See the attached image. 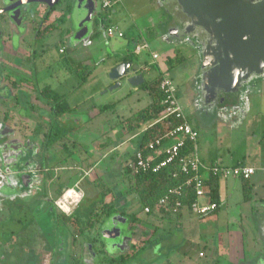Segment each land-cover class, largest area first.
<instances>
[{
  "label": "flooded vegetation",
  "instance_id": "flooded-vegetation-1",
  "mask_svg": "<svg viewBox=\"0 0 264 264\" xmlns=\"http://www.w3.org/2000/svg\"><path fill=\"white\" fill-rule=\"evenodd\" d=\"M20 1L0 0V229L13 242L0 243V264L120 260L128 244L138 250L144 242V224L133 205L134 151L125 148L130 139L110 125L103 136L87 143L78 108L68 103L69 110L58 111L65 103L56 104L48 94V88L55 89L39 74L52 76L46 37L58 26L51 19L59 2L50 7ZM94 1L95 9L103 12L101 0ZM154 1L161 12V35L196 51L193 84L202 85L205 36L197 29L186 32L187 15L180 5ZM91 22V28L104 29L100 14ZM257 84L264 86V71L252 74L240 92L218 89L213 99L203 96V85L198 86L200 97L195 100L234 112ZM69 190L76 192L74 197L66 196ZM187 237L184 243H190ZM62 248L66 250L58 260Z\"/></svg>",
  "mask_w": 264,
  "mask_h": 264
},
{
  "label": "rangeland",
  "instance_id": "rangeland-1",
  "mask_svg": "<svg viewBox=\"0 0 264 264\" xmlns=\"http://www.w3.org/2000/svg\"><path fill=\"white\" fill-rule=\"evenodd\" d=\"M84 1L80 0L76 5V9L71 11L69 6H75V0H61L54 12V17L51 21L58 26L53 27L51 33L46 37L47 47L46 56L49 57L51 66L50 78L47 77L48 72H42L39 74L40 79L48 82L50 85L60 93H66V97L70 102H74L81 105L80 120H82L86 128L85 140L87 143H91V140L98 139L103 136L104 131L112 125L117 132L121 135L124 134L127 139L129 135V127L132 124L130 118L133 113L139 109L144 108L149 102L150 97L145 88L136 89L135 86L128 82V78L134 74H137L133 69L130 70L128 75L121 79L119 87L111 90L110 87L115 83L109 76L111 69L119 63L126 50L129 42H132L133 38H139V44L143 45L145 42L149 43V47L143 48L140 53L136 55L137 64L141 69H146L144 72L147 82H151L160 72H166L174 81L177 91L176 96L180 103H182L187 112L189 113V95L193 94L191 89L195 87L193 80L189 76L194 71L196 66V59H198L195 50L187 48L184 43H172L166 40L161 34L159 28H153L152 18H157L161 13L156 10L157 5L154 0H122L116 8L109 13L108 19L113 26H118L123 33L122 36L108 38L105 31L101 28H96L100 32V35L95 38L89 37L91 34V22H88L90 26L89 33L82 39V43L75 38V33L79 30V26L83 25L87 17L85 13ZM67 7V8H66ZM83 24H78L75 19ZM82 18V19H81ZM84 18V19H83ZM159 19V17L157 18ZM156 19V20H157ZM156 23V21H155ZM158 24V23H157ZM155 25L156 27L158 25ZM152 27L153 31L148 29ZM63 48L64 52H60ZM159 52V58L154 59L152 52ZM173 52V53H172ZM172 58L169 57V55ZM177 57H181V61H177ZM91 70L87 81L77 89V85L81 82L84 74ZM77 89L74 93L73 89ZM196 88V87H195ZM75 91V90H74ZM260 95L261 92L257 91ZM71 94V96H70ZM252 92L247 95L252 96ZM252 100L257 108L258 103L264 113V96L263 93L253 95ZM115 104L113 108L103 110L100 114L93 116L92 114L99 112L104 104ZM94 105H96L94 109ZM253 113H257L253 110ZM252 113V117H254ZM130 121V122H129ZM86 123V124H85ZM257 121L247 128L246 131L242 129H236V132H242L244 134H250L257 127ZM261 127L264 129V116L262 117ZM125 148L132 154L134 150V141L130 140L126 142ZM221 178H224L221 176ZM231 193V190L228 192ZM227 192L222 191L220 209L224 211L220 215L222 220L219 223H224L225 226L229 222H233L231 215H237L236 205L238 201L242 200L241 189L234 196H228ZM134 198V211L143 213L141 205L138 203L135 192ZM205 200V199H204ZM209 215L204 217V226L206 221H210V226L214 225V216ZM223 216V217H222ZM196 220H193L192 225L198 230V238L196 244H193L195 248H202L206 242L208 234L201 228L200 220L202 218L193 214ZM208 221V222H209ZM47 222H43L44 228L47 227ZM238 222H234L228 229L241 228L238 226ZM222 225V224H221ZM240 225V224H239ZM246 225L243 227L245 228ZM1 228V225H0ZM2 229H0V243L6 245L5 242L9 241L1 235ZM213 235L212 233H209ZM10 243H13L9 241ZM2 244H0L1 246ZM9 249V248H8ZM65 248L60 249L58 254L59 259L63 258V252Z\"/></svg>",
  "mask_w": 264,
  "mask_h": 264
},
{
  "label": "crops",
  "instance_id": "crops-1",
  "mask_svg": "<svg viewBox=\"0 0 264 264\" xmlns=\"http://www.w3.org/2000/svg\"><path fill=\"white\" fill-rule=\"evenodd\" d=\"M156 10L159 12L158 9ZM156 19L152 18L153 28H158L155 25L160 18ZM151 28L148 27L149 30ZM95 29H92L89 37L95 38L100 35V32L98 36L94 35L98 31ZM103 30L106 33V29ZM107 37L113 38L108 35ZM138 40L139 38H133L132 42H129L127 50L123 55L131 51L135 52V46L139 44ZM154 52L157 51H153L152 54ZM123 55L120 57L122 58ZM169 57L172 58V54ZM119 62H122L121 59ZM133 64H137V61ZM137 66L139 68L135 72H142L144 74L146 69H141L139 64ZM158 69L159 73L155 78L161 73L159 67ZM193 76L194 73L189 78L193 80ZM83 84L84 82L78 84L76 86L77 89L81 88ZM194 85L196 88L193 87L191 89L193 94L189 95V113L186 107L181 104L188 115L190 123L199 132L198 145L201 157L207 163H214L221 166L233 167L249 165L255 167L256 172L247 179V185L251 189V198L244 200L243 179L219 177L220 202L222 191L227 192L229 194L228 196L232 197L240 189L242 200L237 202V215H231V219H234V221H230L227 226L224 223H219V220L223 219L220 215L224 212H218L220 204L218 210L212 214L213 216L217 214L213 218L214 225L209 227L210 221L208 220L209 222L206 221V225L204 226L205 220L203 218L200 220L201 228L199 229L206 231L208 234L202 248H195L193 246L198 241V230L192 225L193 220L196 219L189 209L184 208L179 214L172 212L169 214L161 211L148 214L143 211L144 215L137 212V215L140 216V220L142 221L141 223L144 224V232H142L143 245L137 250L136 246L130 243L125 249L126 254L122 259L119 260L116 257L110 260L97 259L94 264H264V129L261 127L264 113L262 110L263 107H260L261 103H258L256 108L251 98L253 95L260 96L262 93L264 96V86L257 84L251 90L253 93L252 96L249 95L244 103L238 104L239 108L234 112H224L220 110L219 106L213 107L209 106V104H204L199 99L195 100L197 96L200 97V89L198 86L202 85L199 83L197 86L196 84ZM140 86H135V88L140 89ZM77 89L75 88L69 93L72 94ZM257 91H260L261 94L259 95ZM63 94L65 96L67 95L66 93ZM68 103L72 107L78 108V111H81L82 107L80 104L70 102L69 100ZM93 107L95 109L96 105ZM253 110H256L257 113H253ZM101 112L102 110L100 109L99 112L92 115L96 116ZM252 113L254 117H252ZM255 121L258 122L257 127L250 134L236 132V129L246 131ZM163 127L165 128L164 124ZM144 129L145 127L141 130L129 131V139L134 141V150L138 145L139 137ZM230 190L231 193H228ZM234 222H238L240 224L238 226L241 228L233 227V230L228 229V225ZM244 225H246L245 228L243 227ZM187 235L190 243L183 242L184 237L186 239ZM125 251L121 250V252ZM201 252H204L205 255H200Z\"/></svg>",
  "mask_w": 264,
  "mask_h": 264
},
{
  "label": "water",
  "instance_id": "water-1",
  "mask_svg": "<svg viewBox=\"0 0 264 264\" xmlns=\"http://www.w3.org/2000/svg\"><path fill=\"white\" fill-rule=\"evenodd\" d=\"M44 2L50 7L60 0H22L24 2ZM80 0H75L74 10ZM87 17L85 23L75 20L79 26L75 38H84L92 21L94 0H83ZM172 5H180L187 15L185 30L201 31L204 41L200 57L203 65L202 95L215 98L217 90L224 94L240 92L252 74L264 71V0H170ZM82 19V18H81ZM84 19V18H83ZM131 61H122L114 66L109 76L115 82L110 89L121 84L131 69L139 67ZM145 81L144 74L130 76L128 82L139 86ZM213 103H211L212 105ZM124 250V249H123Z\"/></svg>",
  "mask_w": 264,
  "mask_h": 264
},
{
  "label": "built area",
  "instance_id": "built-area-1",
  "mask_svg": "<svg viewBox=\"0 0 264 264\" xmlns=\"http://www.w3.org/2000/svg\"><path fill=\"white\" fill-rule=\"evenodd\" d=\"M122 0H101V4L106 10H113ZM106 33L110 37L122 36L118 26H109ZM149 47V43L135 46V53H140L143 48ZM154 59H158L159 54L154 52ZM159 80L160 88L164 91L163 105L164 108L158 118L149 126L156 123L165 125V133L163 135L167 141H162L161 137H157L149 143V148L152 152L145 156L141 150H137L135 159L131 164L133 173L139 170H151L157 172L161 169L169 170L172 176H177L183 172L192 174L185 182L186 186H193L196 192V200L187 206L190 212L196 216L202 217L212 213L218 208L217 202L209 201L207 184L205 183L206 173H211L219 177H235V178H250L256 172V168L249 165H238L233 167L221 166L218 164L207 163L200 155L198 137L199 132L190 123L189 118L182 104L176 96V85L173 79L164 71L160 73ZM174 121H177L176 123ZM174 122V123H173ZM187 142L194 145L191 154H181ZM157 151V152H156ZM160 154H164L163 158H158ZM203 170V172H201ZM181 187L172 189L170 194L160 199L159 204L167 207L169 205L170 196H176V206L182 208V203L178 200V195H181ZM205 199V200H204ZM60 208L64 209L65 204L60 201ZM186 207V206H184ZM171 208V207H170ZM177 208H171L172 213H177ZM203 255V252L200 253Z\"/></svg>",
  "mask_w": 264,
  "mask_h": 264
},
{
  "label": "trees",
  "instance_id": "trees-1",
  "mask_svg": "<svg viewBox=\"0 0 264 264\" xmlns=\"http://www.w3.org/2000/svg\"><path fill=\"white\" fill-rule=\"evenodd\" d=\"M101 7L104 11L103 12L97 11L96 13L100 14L102 26L104 29H107L109 26H111V22L108 19V16H109V13L112 12V10L109 11V10L104 9L103 6ZM68 8L69 10L70 9L72 10L73 6H69ZM152 31H153V28H151L150 32ZM94 35L98 36L99 31H96ZM135 60H136V53L134 51L126 53L121 58V61H131L133 63L136 62ZM181 60H182L181 57H177L176 62L181 61ZM91 72H92L91 70H88V72L83 75L80 83L85 82ZM160 77L161 75H159L157 78H154L150 83L145 81L140 86L141 88L147 89L151 101L149 102L147 106L139 109L137 112L133 113V115L130 117L132 118L131 120L132 124L129 127V131L141 130L145 127V129L141 132V135L139 137L138 145L133 152V159H135L136 157L134 153H136L137 150H141L145 156H148L149 153L152 152V149L149 148V143L153 141L154 139H156L157 137H161L162 141H167V139L163 137L165 133V128L163 127L162 123H156L152 126H149V123L156 120L164 108V105L162 102L164 99V91L160 88V85H159ZM48 92H49L48 93L49 96L56 102V104H58L59 101L61 102L63 101L65 103L64 104L65 108L58 109V111H63V110L66 111L70 109L68 106L69 104L66 101L65 95H60L57 91L51 88H48ZM115 106L116 105L114 103L106 104L102 106L101 110L103 111L105 109L113 108ZM174 122L176 123L177 121H174ZM193 149H194V145H192L191 142H187L186 146L182 148L181 154L189 155L192 153ZM163 157H164V154H160L158 156V158L160 159ZM201 172H203V170ZM191 176L192 174H186L183 172L178 173L177 176H172V174L169 173V170H166V169H161L157 172H153L151 170H146V171L139 170L133 173V180H134L133 191L135 192L138 203L141 205L142 209L146 213L153 214L155 212L161 211V212L171 214V208H177L178 211L175 214H179L184 208L188 209L187 206H190L191 203H193L197 197L193 186L185 185V182ZM218 178L219 176L217 175L206 173L205 183L207 184L209 201L217 202L218 204H220ZM247 179L243 178L244 200H249L251 198V189L247 185ZM178 187H181L182 194L178 195L177 198L183 204L182 208L181 207L179 208L176 206V200H175L176 196L174 195L170 196L171 198L169 200V205L167 207L159 204V201L161 198L170 194L172 189H175ZM218 208L215 209L213 212L217 211ZM206 216H202V217L197 216V217L204 218ZM70 218H71L70 220L72 221V217Z\"/></svg>",
  "mask_w": 264,
  "mask_h": 264
},
{
  "label": "bare ground",
  "instance_id": "bare-ground-1",
  "mask_svg": "<svg viewBox=\"0 0 264 264\" xmlns=\"http://www.w3.org/2000/svg\"><path fill=\"white\" fill-rule=\"evenodd\" d=\"M73 189V188H72ZM76 193V192H75ZM74 191L73 190H69L66 194L67 197L71 198V197H74L75 195Z\"/></svg>",
  "mask_w": 264,
  "mask_h": 264
}]
</instances>
